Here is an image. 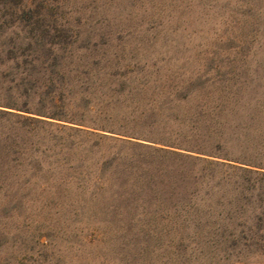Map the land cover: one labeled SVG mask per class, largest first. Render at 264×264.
I'll return each mask as SVG.
<instances>
[{
  "label": "trees",
  "instance_id": "obj_1",
  "mask_svg": "<svg viewBox=\"0 0 264 264\" xmlns=\"http://www.w3.org/2000/svg\"><path fill=\"white\" fill-rule=\"evenodd\" d=\"M71 37L0 25V188L57 189L136 228L146 251L167 236L264 264L261 100Z\"/></svg>",
  "mask_w": 264,
  "mask_h": 264
},
{
  "label": "rangeland",
  "instance_id": "obj_2",
  "mask_svg": "<svg viewBox=\"0 0 264 264\" xmlns=\"http://www.w3.org/2000/svg\"><path fill=\"white\" fill-rule=\"evenodd\" d=\"M29 22L105 45L109 57L161 62L165 75L229 79L264 105V0H0V25ZM41 187L0 188V264H243L167 236L146 251L136 228Z\"/></svg>",
  "mask_w": 264,
  "mask_h": 264
}]
</instances>
